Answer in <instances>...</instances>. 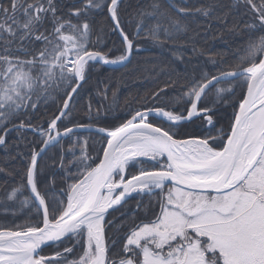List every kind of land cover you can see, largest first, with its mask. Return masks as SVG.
<instances>
[{
	"label": "snow or ice",
	"instance_id": "6c2138e0",
	"mask_svg": "<svg viewBox=\"0 0 264 264\" xmlns=\"http://www.w3.org/2000/svg\"><path fill=\"white\" fill-rule=\"evenodd\" d=\"M121 4L0 3V146L5 153L21 144L29 149L6 156L19 158L22 167L19 184L6 192V201L0 200V211L16 216L34 208L36 217L12 227L0 225V264H264V0H127L123 13L132 31L124 27ZM241 6L248 12L230 22ZM105 7L107 14L96 28L94 13ZM214 25L220 39L225 33L247 34V39L231 52L197 47L201 31L207 34ZM105 26L118 46L92 50L94 32L96 44L102 43ZM140 39L159 49L142 69L159 84L150 94L126 98V104L135 100L139 105L129 107L127 119L100 126V121L115 119L116 91L107 108L93 109L91 99L79 107L73 101L93 65L126 66L134 51L144 50ZM189 50L192 56L186 57ZM113 52L119 54L113 57ZM205 53L216 71L192 63ZM230 54L236 62L223 70ZM237 87L242 98H232ZM97 94L109 99L107 86ZM50 102L56 104L52 114ZM77 115L89 122L74 123ZM201 116L198 134L177 138L182 123ZM225 119L227 126H216ZM61 123L70 126L61 131ZM78 130L101 136L99 163L88 155V138L77 136L68 164L60 150L66 186L57 190L53 181L42 192L39 158ZM136 165V173H130ZM136 197L129 218L125 205ZM8 202L18 207L10 209ZM110 210L119 215L109 220ZM140 211L145 219L138 220ZM47 242L57 249L67 246L40 255Z\"/></svg>",
	"mask_w": 264,
	"mask_h": 264
},
{
	"label": "trees",
	"instance_id": "16d2710c",
	"mask_svg": "<svg viewBox=\"0 0 264 264\" xmlns=\"http://www.w3.org/2000/svg\"><path fill=\"white\" fill-rule=\"evenodd\" d=\"M8 0H0V3H4L7 4ZM127 0H122V4H121V15H122V19L124 20V27L129 30L132 31L134 30V25L130 26L127 23V16L124 15L123 13V6L124 3H126ZM190 3L193 2V0H189ZM227 2V0H226ZM256 3H260V0H256ZM248 12V9L244 6H241L239 8V10L235 13V15L230 18V22L233 19H240L241 16L245 13ZM107 14V10L106 7L102 10H97L94 15H95V19H96V24L95 27L99 28L100 27V22H102L104 20V17ZM245 18L250 19L251 18V13H248V16H246ZM218 28L219 26L214 25L212 30L208 31L207 34H204L201 31V36L200 38H198L197 40V47H204V48H208L211 49L212 53L215 52H223V51H234L235 49H237L238 46H242L246 39H247V34H245L244 36H240V35H236V36H229L227 33H225V39H220L218 38ZM104 36L102 38V43L100 44H96V34L94 32L92 38H91V44L90 47L92 48V50H100V51H107L109 48H113L114 46H118L119 41L116 37L115 34L109 33L108 32V28L107 26H105L104 29ZM259 35V34H257ZM216 37V38H214ZM227 41V43L225 42ZM139 42H143L140 43L143 46L142 51L136 52L134 51L131 57V61L124 67H118V68H107L104 67L100 64H95L93 65V71L89 74V79L87 81V83L84 85L83 89L81 90L80 94L78 96H76V98L73 101V104L76 107H79L82 104H86L88 99H91L92 104H93V109H95L97 106L103 104L104 107H110L112 105V95H109V99L107 101H104L101 96H99L98 90H103L102 86L103 85H107L109 86V90H111L112 88L116 87L117 83L122 84V86H124V84H131L133 82H142L143 80H145V87L144 88H140L138 91H136L135 93H129V94H123L122 97L119 96L117 102L115 103L114 106V110L112 112V115L115 116V119H107L104 121H100L99 124L102 126H114L120 122H122L124 119H126L129 116V112L128 109L129 107H131L132 109H136L139 107V105L136 103L135 100H131L130 104H126L125 100L126 98L131 99L132 97H136L139 98V96L144 95L145 93H151L152 91L155 90V88L157 87V85L159 84V81H155L153 80L151 77L153 76V73L151 72H144L142 69L143 67L147 64L150 65L151 63H153V61L150 59V57H152L153 55H158L159 54V49L154 48L151 46V42L144 40V39H140ZM119 53L117 52H113L112 56H116ZM241 54H243V52L241 51ZM208 55L209 53H205V55L202 56H198L195 59L192 60L193 64H199L201 66L202 69L207 70V71H216V69L212 68L211 63L208 61ZM185 56H192L191 51H187L185 53ZM236 62V58L233 57L231 54L228 58V60L226 61V65L223 67V70H230L227 65H230L232 63ZM96 69H99L98 71H96ZM135 69V70H133ZM164 77H160V80H163ZM150 80V82H149ZM128 81H130L129 83H127ZM124 82V83H122ZM149 82V83H148ZM108 89V87H107ZM211 89L209 90V93H211ZM240 93H241V88L237 87L236 92L233 94L232 98H237L240 97ZM241 98V97H240ZM207 99V97H206ZM62 103V101H61ZM203 104V103H202ZM56 108V104L55 103H51L47 109L48 114H52L55 111ZM40 113L43 114L44 113V109L41 108ZM177 111H179V109H177ZM227 112L230 114L232 112V108H228ZM124 113H126L125 115H123ZM74 114L75 110H74ZM123 115V116H122ZM122 117V118H121ZM121 118V119H120ZM214 119H216V117L214 116ZM75 122H79V123H84L86 122V119H81L80 115H77V119L74 121ZM203 121H195L193 122H189L185 125V128L183 129L184 132L189 133L190 131L195 132V134H198V129H197V125H200ZM220 124H224L225 126H227L228 124V120H222L219 121L217 123V127L220 126ZM66 127V126H70L66 123H61L60 127ZM205 126V125H204ZM45 127H47V125L45 124ZM61 127V128H62ZM206 127V126H205ZM79 133V132H77ZM77 133H74L77 134ZM27 136L31 137L32 133L31 132H27L26 133ZM15 137V134L13 133L8 139L9 142H11ZM89 140H88V144L91 146V148L93 149L92 151L94 153L99 152L100 155V148H98L99 143L96 142L95 137L97 138V134L91 133L89 134ZM65 139L62 141L64 142ZM53 147V146H52ZM49 148L47 149V151L40 157L39 159V168H38V187L40 188L41 191H43L42 189L45 188V185H50L53 181L55 182L54 179H62L60 176L58 175H51L49 168L51 165V161H55V163H57L58 159H61V151L58 150L57 148L54 150ZM19 150V151H23V152H28L29 149L25 148L23 144L20 145L19 149L16 148H12L10 150L9 153H5L4 149L2 146H0V168H3L4 171L0 172V199H5L4 196H6V192L9 191L13 186H16L17 184H19L20 182V169L22 167V161L17 158L15 160H6V156L9 155H14L15 152ZM17 162V163H16ZM9 173H11V175H9ZM54 178V179H53ZM61 184H62V180H60ZM26 192V191H25ZM24 196H27L24 195ZM17 207V206H15ZM33 219H36L35 215H34V208H30L25 210L24 214L22 215H16L13 216L11 213L8 214H0V220H6V221H11V220H15V219H23L26 218L28 216H30ZM41 218V217H40ZM127 229H125L124 231H126ZM113 234V232H112ZM53 246L48 247L47 249H51ZM60 247H62V245H60ZM116 249H113V252H115Z\"/></svg>",
	"mask_w": 264,
	"mask_h": 264
},
{
	"label": "rangeland",
	"instance_id": "374dc122",
	"mask_svg": "<svg viewBox=\"0 0 264 264\" xmlns=\"http://www.w3.org/2000/svg\"><path fill=\"white\" fill-rule=\"evenodd\" d=\"M139 43H143V42H139ZM121 67V66H120ZM130 81H128L127 83H129ZM149 82H150V80H149ZM148 82V83H149ZM232 81H228V82H224V84L223 85H221V86H227V83H231ZM122 83H124V82H122ZM105 86H107V85H103L102 86V89H104L105 88ZM108 87V89H107V94H108V97H109V95H112L113 94V92L114 91H116L117 92V100H118V98H119V96H121L122 97V95L123 94H131V93H135L136 91H138L140 88H144L145 87V80H143L142 82H139V83H135V82H133L132 83V85L131 84H124V86H122V84H120V83H117L116 84V87L115 88H112L111 90H109V86H107ZM117 102V101H116ZM126 113H124L123 115H125ZM122 115V116H123ZM122 118V117H121ZM120 118V119H121ZM128 118V117H127ZM126 118V119H127ZM125 120V119H124ZM195 121H197V120H195ZM195 121H192L193 123L195 122ZM89 121H87L86 120V122H84L85 124L86 123H88ZM100 126H102V125H100ZM62 127V126H61ZM60 127V129H63V127L61 128ZM91 133H94V132H79V133H77V134H75L74 135V133H73V135H72V137L71 138H69V137H67L66 139H65V141L64 142H60V143H58V144H55L53 147H52V149L51 150H54V149H58V150H61V147H63V150H64V155H65V160H64V163L65 164H68V161H70V160H72L73 159V156H72V153L69 151V148L71 147V145H72V141L78 136V137H80L81 139H84V138H88V140H89V138H91V137H89V134H91ZM193 133V132H192ZM94 134H96V133H94ZM184 138V137H183ZM100 139H101V136L99 135V134H97V138L95 137V140H96V142L97 143H99V141H100ZM106 141H104V143H105ZM99 147L98 148H100V144L98 145ZM101 150H100V155H102V148H100ZM93 149L91 148V146L88 144V155L90 156V157H92L94 160H95V163H98V159H95L96 158V156H97V153H94L93 151H92ZM80 154V152H79V147H77L76 148V155L78 156ZM98 154H99V152H98ZM40 159V158H39ZM15 161H17L18 162V160H15ZM16 162V163H17ZM52 163H51V165H53V161H51ZM40 163V162H39ZM59 164H60V159H58L57 160V163H55V168L53 167V166H50V168H49V171H50V174L52 175H58V176H60L61 178L63 177V175H64V173H63V171H61L60 169H59ZM94 166V165H93ZM138 167H140V165H136L135 167H130L129 168V172L130 173H136V171H137V169H133V168H138ZM38 168H39V166H38ZM71 171L72 172H76L77 171V169L75 168V167H72L71 168ZM52 175V176H53ZM54 179V178H53ZM55 180V187H56V189L57 190H59L60 188H62V187H65L66 185L64 184V183H60L61 181L60 180H62V179H54ZM43 191H44V189H42ZM42 191V192H43ZM28 195V192L26 191V192H24V195ZM5 197V199H0V200H5L6 201V196H4ZM20 198H22V197H20ZM139 199V198H138ZM144 200L145 201H147L148 200V197H144ZM8 204H9V208L11 209V208H14L15 206H17L18 207V204H12L11 202H8ZM135 205H136V201H135V203H131V204H128V205H125V208L127 209V210H130V207L129 206H133L134 208H135ZM132 211V210H131ZM130 211V212H131ZM157 211H158V209H157ZM143 211H140V216H142L143 215V213H142ZM8 213H11V210L8 212ZM0 214H4L3 213V211H0ZM118 214V212H113L112 214H111V217L112 216H116ZM138 215V214H137ZM150 215L151 214H149V217H150ZM29 217L30 216H28V217H26V218H23V219H15V220H11V221H6V220H0V225H3V226H6V227H12V226H14V225H16V224H21V223H23L26 219H29ZM142 219H145V217L143 216L142 217ZM130 222V221H129ZM112 232H113V229L112 228H109L108 229V233H109V236L111 237L112 236ZM65 246H67V245H62V247H60V249H57L55 246L54 247H52L51 249H45L44 251H42L41 253H40V255H45V256H47V255H51L54 251H56V250H62V248L63 247H65ZM80 251V249H77L76 250V252L78 253ZM76 253H74L73 255H75ZM70 259L72 258V257H69Z\"/></svg>",
	"mask_w": 264,
	"mask_h": 264
},
{
	"label": "flooded vegetation",
	"instance_id": "af4514ba",
	"mask_svg": "<svg viewBox=\"0 0 264 264\" xmlns=\"http://www.w3.org/2000/svg\"><path fill=\"white\" fill-rule=\"evenodd\" d=\"M199 120L200 121H203V117H200ZM150 122L153 123V124H155V125H160L161 124V120H159V119H152V120H150ZM164 127H167V124H165ZM184 128H185V125L179 126V129L178 130L181 133V135L178 136L177 138H183V137H185L184 134H186V132H184V130H183ZM133 169H137V168H133ZM129 212H130V210H128V213Z\"/></svg>",
	"mask_w": 264,
	"mask_h": 264
},
{
	"label": "water",
	"instance_id": "95a60500",
	"mask_svg": "<svg viewBox=\"0 0 264 264\" xmlns=\"http://www.w3.org/2000/svg\"><path fill=\"white\" fill-rule=\"evenodd\" d=\"M102 65V64H101ZM103 66H105V67H108V68H116V67H119V65H103ZM78 131H80V130H78ZM82 131H84V130H82ZM102 156V155H101ZM99 163V162H98ZM52 244V242H47V244L46 245H44V246H42V248H44V247H46V246H48V245H51Z\"/></svg>",
	"mask_w": 264,
	"mask_h": 264
}]
</instances>
